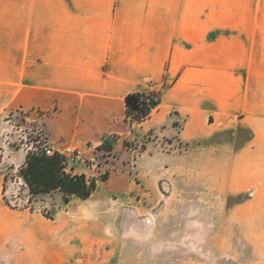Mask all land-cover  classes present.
<instances>
[{"label":"rangeland","instance_id":"1","mask_svg":"<svg viewBox=\"0 0 264 264\" xmlns=\"http://www.w3.org/2000/svg\"><path fill=\"white\" fill-rule=\"evenodd\" d=\"M31 5L0 0L1 65L13 63L14 8ZM181 7L187 40L173 67L184 69L177 90L173 78L151 83L146 88L159 99L153 119L136 123L122 140L114 134L98 146L76 145L83 155L64 159L67 171L75 164V174L96 181L87 198L65 200L59 190L30 194L20 170L46 138L43 111L21 106L14 78L0 75V264H238L237 251H222L238 238L216 236L212 205L208 214L203 138L213 116L205 106L213 79L243 87L247 71L259 69L264 83V0H182ZM191 22L193 44L186 42ZM191 47L198 53L193 68ZM196 99L200 107L192 109ZM156 116L159 124L146 128ZM193 127L202 134L194 153ZM131 151L155 157L133 162L124 155ZM87 157L95 159L91 168Z\"/></svg>","mask_w":264,"mask_h":264},{"label":"crops","instance_id":"2","mask_svg":"<svg viewBox=\"0 0 264 264\" xmlns=\"http://www.w3.org/2000/svg\"><path fill=\"white\" fill-rule=\"evenodd\" d=\"M181 5L182 0H32L31 8H14L13 63L0 64V75L14 78L21 106L43 111L38 118L55 145L91 148L114 134L122 140L136 125L125 118V96L148 91L164 77L173 78L176 91L181 81L184 69L178 74L173 68L185 39ZM194 37L191 22L186 42L193 44ZM189 55L193 68L198 53L191 47ZM251 72L243 87L225 76L213 79L205 106L213 116L203 138L208 214L212 205L216 236L238 238V245L222 250L237 251L238 264H264V83L262 71ZM176 99L174 108L181 93ZM191 103L200 107L197 99ZM156 109L140 124L153 119ZM200 135L193 127V153ZM124 155L143 163L155 157ZM71 167L76 173L77 166Z\"/></svg>","mask_w":264,"mask_h":264},{"label":"trees","instance_id":"3","mask_svg":"<svg viewBox=\"0 0 264 264\" xmlns=\"http://www.w3.org/2000/svg\"><path fill=\"white\" fill-rule=\"evenodd\" d=\"M124 102L125 118L132 124L147 119L158 106L159 99L153 92L137 91L128 93ZM64 163V159L57 154L28 155L20 171L30 194L59 190L65 200L70 196L89 197L96 188V181L67 171Z\"/></svg>","mask_w":264,"mask_h":264},{"label":"built area","instance_id":"4","mask_svg":"<svg viewBox=\"0 0 264 264\" xmlns=\"http://www.w3.org/2000/svg\"><path fill=\"white\" fill-rule=\"evenodd\" d=\"M35 149L37 152H40L47 156L57 154L63 159L69 158L70 156L80 157L83 155V150L80 147L55 145L53 142H50L47 138H43L41 144L38 147H35ZM94 160L95 159L93 157H87L84 165L87 168H91L93 166L92 161Z\"/></svg>","mask_w":264,"mask_h":264}]
</instances>
